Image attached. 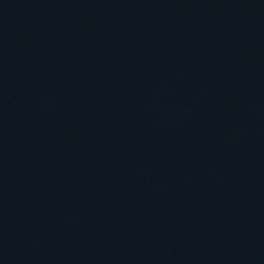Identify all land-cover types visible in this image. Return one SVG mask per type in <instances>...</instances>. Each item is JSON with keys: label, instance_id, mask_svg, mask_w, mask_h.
Listing matches in <instances>:
<instances>
[{"label": "water", "instance_id": "water-1", "mask_svg": "<svg viewBox=\"0 0 264 264\" xmlns=\"http://www.w3.org/2000/svg\"><path fill=\"white\" fill-rule=\"evenodd\" d=\"M220 74L264 169V0H178Z\"/></svg>", "mask_w": 264, "mask_h": 264}]
</instances>
